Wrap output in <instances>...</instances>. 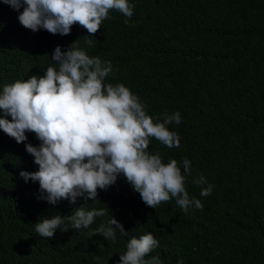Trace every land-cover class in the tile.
<instances>
[{
  "label": "trees",
  "instance_id": "trees-1",
  "mask_svg": "<svg viewBox=\"0 0 264 264\" xmlns=\"http://www.w3.org/2000/svg\"><path fill=\"white\" fill-rule=\"evenodd\" d=\"M129 3L133 16L110 11L99 32L87 37L89 46L81 26L67 36L32 32L0 0V91L43 76L57 46L67 51L76 42L89 56L110 61L106 82L123 83L155 121L180 113L181 122L168 125L180 147L152 139L149 151L165 163L176 159L182 172L183 160L191 162L185 186L203 210L192 207L185 215L175 200L148 207L123 177L96 201L51 205L37 198L38 182L20 176L38 170L25 144L0 129V264H118L128 241L148 232L159 246L146 259L158 256L162 264H264V0ZM27 135L39 145L35 134ZM200 176L205 187L214 186L208 197L192 182ZM81 206L110 213L88 229L68 224L53 238L35 232L40 220L70 216ZM111 215L128 235L117 233L115 243L90 237Z\"/></svg>",
  "mask_w": 264,
  "mask_h": 264
},
{
  "label": "clouds",
  "instance_id": "clouds-1",
  "mask_svg": "<svg viewBox=\"0 0 264 264\" xmlns=\"http://www.w3.org/2000/svg\"><path fill=\"white\" fill-rule=\"evenodd\" d=\"M19 13L20 24L39 32L67 36L72 27L87 30L89 46L110 11L126 18L134 14L129 0H3ZM23 9V11H20ZM128 23V19L125 20ZM53 64L43 76L5 85L0 91V129L18 144H25L38 170L21 171L25 181L39 184L38 199L51 205L62 200L76 204L78 198L98 200L99 191H107L123 177L139 193L143 203L157 208L175 200L185 215L190 208L203 210L200 199L190 198L186 189L191 162L183 160V172L176 159L165 163L159 153L149 151L152 139L168 148H179L180 136L168 125L179 124V112L166 116L163 122L150 116L140 98L123 83L106 82L113 72L110 61L89 56L74 42L67 51L57 46L51 54ZM11 117V119H8ZM35 134L39 145L28 141ZM27 142V143H26ZM201 187L200 196L212 194L213 185L204 186L203 176L192 181ZM109 208L87 210L75 208L72 215H55L35 224V232L53 238L57 229H88L96 218L109 216ZM67 221V224L65 223ZM117 233L128 231L113 215L90 234L115 243ZM159 241L148 232L133 236L120 255L118 264H162L151 256ZM178 264H183L179 261Z\"/></svg>",
  "mask_w": 264,
  "mask_h": 264
}]
</instances>
